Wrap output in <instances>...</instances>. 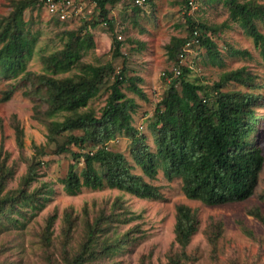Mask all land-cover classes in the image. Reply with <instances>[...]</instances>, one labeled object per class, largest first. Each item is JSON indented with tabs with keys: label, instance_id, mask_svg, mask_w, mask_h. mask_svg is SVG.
I'll return each mask as SVG.
<instances>
[{
	"label": "rangeland",
	"instance_id": "obj_1",
	"mask_svg": "<svg viewBox=\"0 0 264 264\" xmlns=\"http://www.w3.org/2000/svg\"><path fill=\"white\" fill-rule=\"evenodd\" d=\"M12 1L0 0V22L9 13ZM106 6L112 33L100 20L93 0H75V11L67 21H58L43 5L27 8L24 20L34 47L32 55L25 59V67L32 73L10 75L0 68V168L6 167L9 172L4 191L22 189L34 194V198L22 201L21 197L7 207L9 219L0 215V264H66L67 259L81 252L85 257L82 264H264V224L250 214L259 209L264 216V59L251 38L229 18L225 0H196L186 11L193 21L213 28L208 34L216 44L217 55L212 59L204 46L190 45L182 63L190 69L185 78L208 91L224 72L244 67L252 76L249 84L229 81L218 88L250 97L255 142L263 155L255 192L245 200L217 205L188 198L180 177L168 179L160 168L153 178L146 176L135 164L132 139L123 135L109 140L108 148L123 153L134 173L157 186L158 198L138 197L108 187L83 186L74 194L64 190L61 179L74 161L71 151L82 153L98 147L85 141L82 145L67 143L69 151L61 150L68 132L55 135L54 142L47 137L49 123L63 120L68 113L47 114L46 94L37 80L39 75L47 74L40 56L62 47L64 30L78 29L86 21L94 46L83 52L80 63L111 62L115 73L123 69L126 80L120 89L136 101L133 125L144 134L143 142L152 151L154 109L173 80L175 87L181 88L178 74L172 72L180 62L170 56L166 47L173 39L189 34L184 0H147L137 10L133 0H118ZM92 21L97 24L92 26ZM256 23L264 33V19ZM112 36L120 39L122 55H112ZM233 49H245L249 54H234ZM79 68L80 65L56 76H75L81 73ZM112 81L113 76L105 77L98 93L80 112L98 117ZM131 81L143 89L144 97L131 90ZM5 92H9L6 100ZM14 121L23 131L21 145L17 144ZM71 133L82 135L83 131ZM83 166L80 157L77 171ZM180 204L190 207L198 217L197 229L184 248L174 233ZM91 233L94 239L89 248ZM116 244V251L107 248Z\"/></svg>",
	"mask_w": 264,
	"mask_h": 264
},
{
	"label": "trees",
	"instance_id": "obj_2",
	"mask_svg": "<svg viewBox=\"0 0 264 264\" xmlns=\"http://www.w3.org/2000/svg\"><path fill=\"white\" fill-rule=\"evenodd\" d=\"M96 3L99 17L106 22L112 33V21L108 16L107 3L118 0H93ZM194 0L193 2H195ZM75 2V0H74ZM147 0L144 1L146 3ZM187 36L175 38L167 45L170 56L180 62L173 67L172 72L178 74L181 88L175 87V80L169 85L166 94L158 101L154 109V119L151 128L154 132L155 150L149 149L143 141L144 134L138 133L133 125V113L137 103L127 97L120 89L125 82L123 69L115 73L111 62L104 65L81 64L83 52L94 46L93 36L83 21L78 29L64 30L65 38L62 47L55 52L41 55L40 60L47 74H41L37 80L42 84L49 116L58 113H68L64 119L52 120L48 125L47 137L54 142L55 135L68 132L61 150L69 151L65 144L82 145L91 141L98 145L95 149L77 153L71 151L74 161L68 166L66 176L61 179L64 190L70 194L78 192L81 187L99 189L103 187L117 188L138 197L158 198L160 192L143 177L132 171V165L119 151L107 146L109 140L123 135L132 139V153L135 164L144 174L153 178L157 170L162 169L164 175L171 179L181 178L184 194L191 199H199L207 205H217L233 201H242L250 197L258 184L259 174L263 165L261 148L255 142V119L251 116L248 101L249 95L240 91L221 92L218 87L229 81L249 84L252 76L244 67L224 72L220 80L209 91L206 87L186 79L190 69L182 60L186 57L183 50L187 41L197 39L192 45L204 46L211 58L216 57V44L209 32L213 28L202 22H195L186 14L191 8L189 0H184ZM46 0H13L9 13L0 22V68L5 74L22 76L32 72L26 70L25 59L32 55L34 39L29 36L24 12L27 8L43 5ZM74 4V3H73ZM229 18L236 22L249 36L264 59V33L256 21L264 19V3L260 0H225ZM135 10L138 6L134 3ZM48 11V9L46 8ZM48 13L58 21L55 14ZM67 16L62 21H67ZM97 21H92L95 26ZM196 32V34H195ZM121 41L112 36L111 50L113 56L122 55ZM234 54H249L247 50L233 49ZM183 54L184 57H180ZM177 62V64H178ZM80 65L81 73L75 76L57 77L56 74ZM50 73V74H49ZM108 75L113 76L110 93L106 104L98 117L88 112H80L94 97L103 80ZM36 82V78H35ZM131 90L145 96L143 89L131 81ZM204 91L202 96L199 94ZM210 96V97H209ZM9 98V92L3 97ZM211 98V99H210ZM17 144H22V129L14 121ZM74 130L83 131L82 135H74ZM83 157L84 166L77 171L76 164ZM9 174L6 167L0 168V215L9 219L5 213L7 207H12L22 197L34 198L33 193L22 189L15 192L4 191V181ZM48 195L51 189H48ZM47 196V195H46ZM45 198V197H44ZM47 198V197H46ZM250 214L264 224V216L259 209H253ZM198 217L187 205L177 207L174 225L175 239L184 248L191 235L196 231ZM3 222L0 221V225ZM93 233H91L92 248ZM119 244V243H118ZM107 248L116 251V246ZM125 246V243H122ZM82 253V252H81ZM78 253L67 259L66 264H82L85 257Z\"/></svg>",
	"mask_w": 264,
	"mask_h": 264
},
{
	"label": "built area",
	"instance_id": "obj_3",
	"mask_svg": "<svg viewBox=\"0 0 264 264\" xmlns=\"http://www.w3.org/2000/svg\"><path fill=\"white\" fill-rule=\"evenodd\" d=\"M145 0H134V3L137 5H141ZM194 0H189L190 4H193ZM74 0H46V8L52 14H55L59 19L64 20L67 16L71 15L74 9ZM192 7V6H191ZM196 34V32H195ZM197 39L193 38L191 41H187L183 50L185 51L191 45V43H195ZM180 57H184L183 54H180ZM183 58H181L182 61ZM176 73L179 72L177 67H174Z\"/></svg>",
	"mask_w": 264,
	"mask_h": 264
}]
</instances>
